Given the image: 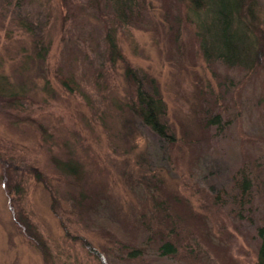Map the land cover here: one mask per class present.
Instances as JSON below:
<instances>
[{
	"label": "rangeland",
	"instance_id": "374dc122",
	"mask_svg": "<svg viewBox=\"0 0 264 264\" xmlns=\"http://www.w3.org/2000/svg\"><path fill=\"white\" fill-rule=\"evenodd\" d=\"M189 7L137 0L122 20L104 0H0V75L17 94H0V264H256L264 54L206 60ZM108 36L154 77L173 143L120 107L132 83L106 62ZM68 159L79 177L57 169Z\"/></svg>",
	"mask_w": 264,
	"mask_h": 264
},
{
	"label": "trees",
	"instance_id": "16d2710c",
	"mask_svg": "<svg viewBox=\"0 0 264 264\" xmlns=\"http://www.w3.org/2000/svg\"><path fill=\"white\" fill-rule=\"evenodd\" d=\"M108 1L113 13L122 20L125 16H131L136 6L137 0H104ZM189 12L196 19L197 37L199 39V48L206 60L216 58L229 66L252 63L257 54H264V37L255 35L254 29L256 17L253 15V0H187ZM243 13H245L243 15ZM254 17H253V16ZM247 17H249L247 19ZM22 26H26L22 23ZM106 62L114 64L117 59L123 62L124 76L132 83V93L127 98L128 101L122 103V110H127L136 116L140 122L147 126L159 138L173 143L175 136L173 131L166 123V106L161 96L158 85L154 77L133 68L124 57L116 43L115 38H106ZM48 47H43L37 51V56L45 57ZM42 54V55H41ZM105 58V55H104ZM3 75H0V94L3 91L11 94L6 86ZM67 86L65 81H61ZM5 93V94H6ZM4 95V93H2ZM219 115H214L211 122H216ZM126 123L129 117L125 118ZM56 167L67 176L79 177L80 167L72 159L56 161ZM243 184H248V176H243ZM256 235L258 245L256 251V264H264V220L256 226ZM159 243V249L164 254L173 253L176 249L175 244L167 239ZM131 257L138 255L134 251L129 254Z\"/></svg>",
	"mask_w": 264,
	"mask_h": 264
}]
</instances>
